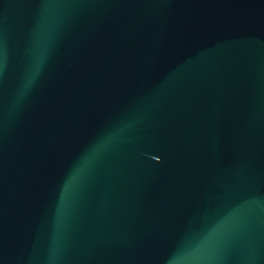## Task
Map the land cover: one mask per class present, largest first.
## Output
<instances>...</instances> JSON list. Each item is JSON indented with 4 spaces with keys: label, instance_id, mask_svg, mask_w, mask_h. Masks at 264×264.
Masks as SVG:
<instances>
[{
    "label": "water",
    "instance_id": "water-1",
    "mask_svg": "<svg viewBox=\"0 0 264 264\" xmlns=\"http://www.w3.org/2000/svg\"><path fill=\"white\" fill-rule=\"evenodd\" d=\"M0 264H264V0H0Z\"/></svg>",
    "mask_w": 264,
    "mask_h": 264
}]
</instances>
